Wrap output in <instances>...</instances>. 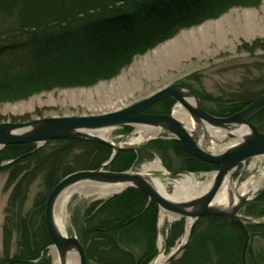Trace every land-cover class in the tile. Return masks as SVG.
I'll return each instance as SVG.
<instances>
[{
	"label": "trees",
	"instance_id": "obj_1",
	"mask_svg": "<svg viewBox=\"0 0 264 264\" xmlns=\"http://www.w3.org/2000/svg\"><path fill=\"white\" fill-rule=\"evenodd\" d=\"M260 1L0 0V104L24 100L56 88L91 86L116 75L135 56L173 37L179 30L217 18L234 7L257 6ZM137 22L142 26L138 28ZM251 101L230 102L219 115H231ZM159 102L167 107L172 100L163 98L156 103ZM149 108L145 112H151ZM261 112L264 109L250 119L259 130L257 117ZM53 142L55 145L48 150L46 145L50 142L37 149L33 145L19 144L0 150V162L12 160L0 166V170L10 171L8 184L19 177L9 199V208L19 201V212L11 217L15 222L11 220V225L3 228L5 255L0 264H50L48 256L33 262L51 245L43 220L48 194L41 201H35L22 217L20 211L29 184L24 179L41 165L39 169L45 174V187L50 192L59 176L76 170L67 166L69 154L76 151L94 157L84 166L93 169L108 158L111 150L100 142L85 139ZM148 144L164 152L171 150L184 170L198 173L217 169L214 164L190 156L177 140H150ZM137 158L138 153L132 150L119 151L108 169L126 170ZM48 160L53 163L47 166ZM18 196L20 198L16 199ZM247 211L263 216L264 195L248 204ZM158 213L157 205L135 188H127L87 206L78 232L88 264H147L154 254ZM182 223V218L173 223L169 230L171 237L179 233ZM246 228L250 235L264 236V223ZM13 229L17 235L16 250L10 256L12 232L9 231ZM138 244L144 246L140 256L130 249ZM241 244L240 230L225 218L200 217L183 251L169 264H241ZM245 264H264V250L254 251L247 245Z\"/></svg>",
	"mask_w": 264,
	"mask_h": 264
},
{
	"label": "rangeland",
	"instance_id": "obj_2",
	"mask_svg": "<svg viewBox=\"0 0 264 264\" xmlns=\"http://www.w3.org/2000/svg\"><path fill=\"white\" fill-rule=\"evenodd\" d=\"M137 26L139 28L142 24L137 22ZM263 41L264 0H261L257 6L234 7L217 18L208 19L198 25L179 30L173 37L156 45L144 54L135 56L116 75L105 80H99L91 86L56 88L34 94L24 100L2 103L0 104V122H24L55 116L91 115L113 111L140 101L156 90L173 83H180L185 86L198 98L200 107L207 113L225 117L219 113L230 102L254 100L264 93ZM253 44L255 47L251 48ZM248 48H251V51L247 50ZM175 105L172 101L167 104V107H163L159 102L152 105L149 111L166 113L177 109ZM257 119H259L261 126V130H258L264 132V112L259 113ZM139 135V130L135 126L109 131L111 142L121 146L126 145L130 139L137 138ZM142 135L145 139L147 138V135ZM193 137L196 142L199 141L197 135ZM145 139L129 149L138 153V158L126 170L142 172V166L158 161L164 169L163 172L146 171L142 173L149 175L151 179L157 178L161 181L166 186L167 194L172 193V189L168 185L170 183L178 182L188 175H194L197 180H203L206 174L216 171V169H211L207 172L195 173L184 170L181 168L180 159L171 150L164 152L163 149H153L149 147L150 140ZM152 140L169 141L172 140V137L166 133H160ZM229 141H231L230 138H224L222 143ZM54 145L55 142L53 141L48 143L46 150ZM33 146L37 149L44 145ZM205 149L211 152L209 144L205 145ZM110 155L111 150L108 158ZM108 158L101 164L106 162ZM93 160L94 157L85 154L80 155L74 151L73 154L67 156V166L76 168L73 172L85 170L84 166ZM11 161L4 160L0 162V166H6ZM52 163V160H48L47 166ZM40 167L41 165L36 167V170L24 179V182L29 184L20 211L22 217L31 210L35 201H41L49 193L45 187V174L42 169H39ZM263 169L264 161L261 157L251 158L238 165L231 178L240 185L255 176L258 170ZM173 172H181V175L172 177L170 173ZM9 173V170H0V259L5 255L3 252L5 236L3 228L5 225L9 227L11 220L15 222L11 217L19 212L17 207L19 201L13 202L9 208L10 196L16 181L19 179L17 177L14 183L8 184ZM64 176H59V180ZM22 188L21 191L23 192L24 187L22 186ZM113 195L99 199L84 198L73 194L57 210L60 217L63 218L65 234L76 236L80 241L78 229L87 206L104 201ZM263 195L264 188L239 212L242 217L248 219L246 226L264 223V215L257 216L247 211L248 204L251 205L253 200ZM19 196L16 199L20 198ZM169 217L167 214H157L154 254L147 264H150L160 254L167 256L179 244L185 221L183 219L179 233L171 237L169 230L173 223L178 220ZM26 223H29V220ZM9 232L12 233L9 239L8 254L12 256L16 250L17 235L14 229ZM248 246L254 251L264 250V236L249 234ZM50 247L51 245L33 262L37 263L43 256H48L50 257V264H52L53 257ZM130 249L134 255L140 256L144 246L138 244Z\"/></svg>",
	"mask_w": 264,
	"mask_h": 264
},
{
	"label": "water",
	"instance_id": "obj_3",
	"mask_svg": "<svg viewBox=\"0 0 264 264\" xmlns=\"http://www.w3.org/2000/svg\"><path fill=\"white\" fill-rule=\"evenodd\" d=\"M185 91L189 92L198 101L197 108L192 107L184 98ZM163 98L171 99L175 104L179 103L189 114L192 121L197 125L207 124L211 127L223 130L245 127L248 132L235 144L228 146L219 153L209 152L200 147L194 135L189 134L184 125L172 116V111L166 113H146L150 106ZM264 109V93L252 100L248 105L238 112L225 117L211 115L204 111L198 98L180 83L166 85L146 98L130 104L126 107L99 114L77 115V116H55L42 119H34L24 122H0V150L8 145L28 144L40 147L55 140L85 139L100 142L111 149V155L106 162L96 169H85L72 172L61 178L48 193L44 208L43 220L47 235L51 241L59 260L63 264L67 258L68 251L74 249L78 264H87L85 250L76 236L62 234L55 225L54 210L57 198L67 188L82 185L86 188L96 187H121L119 193L127 188H135L143 192L149 200L154 202L159 214L164 212L175 220L191 219L190 230L200 217H221L235 225L242 234L240 249V263L245 264V253L249 242V233L246 228L248 219L242 217L239 212L244 206L258 195V191L252 198L240 197L239 202L231 209L224 210L213 205V199L227 175H232L236 167L244 161L264 156V132L250 121L258 112ZM155 127L179 141L187 153L204 163L217 166L214 178L209 189L200 196L189 200H169L159 193L151 183L149 175L131 170L113 171L107 169L113 162L117 153L122 150L132 149L130 145H118L96 135L100 130H113L132 126ZM233 138L232 134H226ZM150 138L148 140H151ZM5 164V163H3ZM181 175V172L170 173V176ZM189 230V233H190ZM189 233L183 243H179L165 258L162 264H169L183 251Z\"/></svg>",
	"mask_w": 264,
	"mask_h": 264
},
{
	"label": "bare ground",
	"instance_id": "obj_4",
	"mask_svg": "<svg viewBox=\"0 0 264 264\" xmlns=\"http://www.w3.org/2000/svg\"><path fill=\"white\" fill-rule=\"evenodd\" d=\"M185 100L192 106L197 108L198 101L189 92L185 91ZM175 110L172 111V116L179 120L189 134H196L198 136L199 141L198 145L202 148L206 144L210 145L211 152L219 153L228 146L235 144L239 141L245 134H247L248 130L245 127H237L236 129L223 130L215 127H211L207 124H201L197 127V125L192 121L189 114L182 108V106L177 103ZM139 130V136L137 138L130 139L126 145L134 146L139 142H142L145 137L142 134L147 135L145 140L156 137L160 134V130L155 127L150 126H135ZM226 134H232L233 138H230L231 141L227 143H222ZM96 135L104 138L110 139L109 130H100L96 132ZM111 141V140H110ZM264 161V156H258ZM163 168L158 161H154L147 165L142 166L141 171H160L163 172ZM214 178V172L206 174L204 179L197 180L194 175H188L184 178L180 179L178 182L168 184L172 193L167 194L165 185L159 181L157 178H153L151 180L152 186L161 193L165 198L169 200H189L195 196H200L204 192H206L211 186L212 180ZM121 187H96V188H86L82 185H75L65 189L57 198L54 210V221L58 230L65 234L64 231V223L63 218L58 214V208L62 207L65 202L73 195L77 194L84 198H102L107 195H110L114 192L120 191ZM264 188V169L258 170L255 176L247 179L242 182L240 185L237 182H234L230 175L225 177L223 184L217 194L213 199V205L220 209L229 210L231 209L237 202H239L240 197L252 198L255 194ZM122 192V191H121ZM120 193V192H119ZM166 214L161 212V215ZM168 215V214H167ZM170 218V217H169ZM191 219H186L184 231L179 243H183L189 233ZM160 244V243H159ZM51 255L53 257L52 264H62L56 255L54 249L50 248ZM166 256L158 255L150 264H162L165 260ZM63 264H78L77 255L74 249L68 251L67 258Z\"/></svg>",
	"mask_w": 264,
	"mask_h": 264
},
{
	"label": "flooded vegetation",
	"instance_id": "obj_5",
	"mask_svg": "<svg viewBox=\"0 0 264 264\" xmlns=\"http://www.w3.org/2000/svg\"><path fill=\"white\" fill-rule=\"evenodd\" d=\"M148 113H156V112H148ZM158 113H161V112H158Z\"/></svg>",
	"mask_w": 264,
	"mask_h": 264
}]
</instances>
